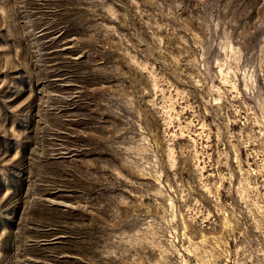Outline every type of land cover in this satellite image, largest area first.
Wrapping results in <instances>:
<instances>
[{
	"label": "rangeland",
	"instance_id": "374dc122",
	"mask_svg": "<svg viewBox=\"0 0 264 264\" xmlns=\"http://www.w3.org/2000/svg\"><path fill=\"white\" fill-rule=\"evenodd\" d=\"M0 264H264V0H0Z\"/></svg>",
	"mask_w": 264,
	"mask_h": 264
}]
</instances>
